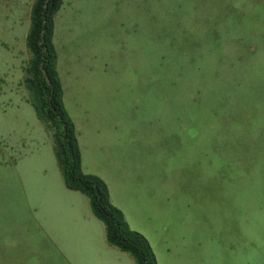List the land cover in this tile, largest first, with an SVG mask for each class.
<instances>
[{
  "label": "rangeland",
  "instance_id": "1",
  "mask_svg": "<svg viewBox=\"0 0 264 264\" xmlns=\"http://www.w3.org/2000/svg\"><path fill=\"white\" fill-rule=\"evenodd\" d=\"M33 1L0 0V264H135L27 100ZM54 43L82 168L157 264H264V0H64Z\"/></svg>",
  "mask_w": 264,
  "mask_h": 264
},
{
  "label": "trees",
  "instance_id": "2",
  "mask_svg": "<svg viewBox=\"0 0 264 264\" xmlns=\"http://www.w3.org/2000/svg\"><path fill=\"white\" fill-rule=\"evenodd\" d=\"M46 1L34 0L30 8V26L26 35L30 58L21 83L29 91L27 100L53 139V150L65 188L86 196L91 214L104 225L107 244L129 254L135 264H157L147 239L129 227L124 213L111 202L107 183L82 168L76 126L64 103L54 43L55 17L64 0H48L45 8ZM4 82L0 76V94Z\"/></svg>",
  "mask_w": 264,
  "mask_h": 264
},
{
  "label": "water",
  "instance_id": "3",
  "mask_svg": "<svg viewBox=\"0 0 264 264\" xmlns=\"http://www.w3.org/2000/svg\"><path fill=\"white\" fill-rule=\"evenodd\" d=\"M48 7V0L46 1V3H45V8H47ZM44 71V73H45V70H43ZM48 79V78H47Z\"/></svg>",
  "mask_w": 264,
  "mask_h": 264
}]
</instances>
